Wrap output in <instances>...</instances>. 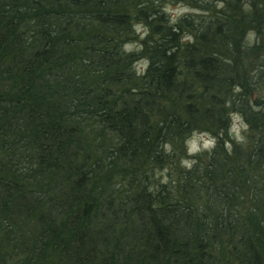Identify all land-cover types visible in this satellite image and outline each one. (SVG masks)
<instances>
[{
	"label": "trees",
	"instance_id": "1",
	"mask_svg": "<svg viewBox=\"0 0 264 264\" xmlns=\"http://www.w3.org/2000/svg\"><path fill=\"white\" fill-rule=\"evenodd\" d=\"M0 264H264V0H0Z\"/></svg>",
	"mask_w": 264,
	"mask_h": 264
},
{
	"label": "rangeland",
	"instance_id": "2",
	"mask_svg": "<svg viewBox=\"0 0 264 264\" xmlns=\"http://www.w3.org/2000/svg\"><path fill=\"white\" fill-rule=\"evenodd\" d=\"M165 9L167 15L172 19L189 12L187 9L174 4H167ZM136 33H138V38L135 43H131L126 46L128 50H137L139 42L143 39V37L146 34V32H143L139 28L136 29ZM244 129L245 126L241 123L240 118L236 115H232L230 117V132L234 133L235 139L237 140L241 139L242 137L241 135ZM212 145H213V140L210 139L208 135L194 134L190 137V139L186 143L187 151H188L187 153L192 155L197 152L207 150L211 148ZM189 163H190L189 161L184 162V164L186 165H189Z\"/></svg>",
	"mask_w": 264,
	"mask_h": 264
}]
</instances>
